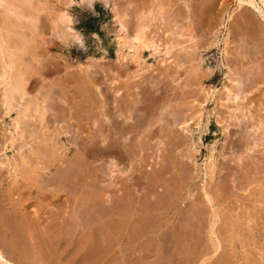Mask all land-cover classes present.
<instances>
[{
  "label": "rangeland",
  "instance_id": "obj_1",
  "mask_svg": "<svg viewBox=\"0 0 264 264\" xmlns=\"http://www.w3.org/2000/svg\"><path fill=\"white\" fill-rule=\"evenodd\" d=\"M244 2L112 0L113 7H106L97 0L91 9H70L84 47L37 39L39 67L14 92L18 99L9 114L0 88V212L13 232L2 242L13 263L201 264L206 256L200 258V252L211 248L207 233L215 210L213 239L229 258L211 264H264V125L259 146L237 152L242 133L256 135L255 102L240 101L243 125L236 126L231 114L237 104L223 89L236 77L249 83L256 71L264 72V19ZM138 33L142 45L135 40ZM212 91L211 101L204 102ZM26 99L29 113L36 106L39 112L28 124L20 120L16 131ZM212 109L219 116L202 133ZM129 115L133 129L126 139L117 134V121ZM161 118L167 130L174 128L171 137L162 131ZM228 123L224 149L222 128ZM210 148L218 164L214 177L205 174ZM183 169L194 177L184 189L188 176L182 172L191 173ZM204 190L215 199L212 207L203 200ZM124 194L137 198L131 210L150 205L153 212L139 222L133 215V225L121 234L118 200Z\"/></svg>",
  "mask_w": 264,
  "mask_h": 264
},
{
  "label": "bare ground",
  "instance_id": "obj_2",
  "mask_svg": "<svg viewBox=\"0 0 264 264\" xmlns=\"http://www.w3.org/2000/svg\"><path fill=\"white\" fill-rule=\"evenodd\" d=\"M261 1V3H262V5H260V4H257V2H256V0H245V4H248V5H250V6H253L254 8H255V10L262 16V18L264 19V0H260ZM241 3H243V1H241ZM239 27V26H238ZM239 30H240V28H239ZM141 35V33H138L137 35H136V37H135V40H136V42H138L139 43V45H142V36H140ZM245 38V37H244ZM188 42V41H187ZM138 46V45H137ZM185 47V46H184ZM189 48V47H188ZM229 53H230V51L227 49V48H225L224 49V54L227 56V55H229ZM264 53V52H263ZM190 57V56H189ZM264 57V55L262 56V58ZM202 62H203V58L202 57H200V62H199V64H198V67H200V65L202 64ZM227 63V62H226ZM227 64H229V63H227ZM228 66H230V65H228ZM261 67V66H260ZM228 68V67H227ZM230 68V67H229ZM262 68V67H261ZM264 69V68H263ZM199 70V69H198ZM259 70V69H258ZM261 71V70H260ZM260 71H256V73L253 75L254 77L253 78H251V80L249 81V83L248 82H243V80H241V78H239V79H237V77L236 78H234L233 80H232V82H234L235 84L232 86V87H229V86H227V85H224L223 86V89H224V91H227V99L228 100H231V101H233V102H235L234 104H237V107H236V111H235V113H233V114H231V116L233 117V118H235V119H233L234 120V123H235V125L236 126H242L243 124H241V122L243 121L242 119H240L241 118V116L239 115L240 113V109H239V105H240V103L242 102V100L244 101L245 99L247 100V101H251V104L253 105V103L255 102V107H256V109H255V114H254V116H252L253 117V119H255V120H257L258 121V124H256V129H257V132H255L256 133V135L254 136V138H252L251 137V134H250V132H249V130H247V132H245V133H242L241 134V136H240V140H239V144H238V148L239 149H237V152H241V153H243V152H248V151H251V150H254L255 149V147H257V146H259V142L258 141H260V137H259V135H258V131L261 129V126L262 125H264V72H262V73H257V72H260ZM237 73V72H236ZM253 74V73H252ZM246 77V76H245ZM249 77H251V72H250V76ZM250 79V78H249ZM248 83V84H247ZM21 87H22V85H21ZM25 88V87H24ZM21 89V88H20ZM23 89V88H22ZM21 89V90H22ZM3 90V89H2ZM205 90V89H204ZM18 91H20V90H7V89H4L3 90V92H2V99H1V103H2V106L5 108L4 110H6V114H9L12 110H13V108H15V104H14V100H17L16 99V96H15V94H14V92H18ZM213 92L214 91H212V93H210V92H207L208 94H205V96H204V102H209V101H211V97L213 96ZM27 93V92H26ZM29 95V94H28ZM27 95V96H28ZM0 96V97H1ZM26 95L25 94H22V95H20V101L21 100H24V97H25ZM96 97V96H95ZM28 99H26V103L23 105V104H21V105H23V108H21L20 109V112H19V115H18V117L15 119V124H14V126H15V129H16V131L19 129V125H20V120H22L23 119V121H24V123L25 124H28L29 122L28 121H30V120H33V119H35L36 118V114L39 112V108L36 106V107H34L35 109L33 110V112L32 113H29V101L30 100H28ZM95 100V99H94ZM98 100V99H97ZM19 101V100H18ZM31 101H33V100H31ZM241 101V102H240ZM34 102V101H33ZM86 102V101H85ZM19 103H21V102H19ZM23 103V102H22ZM98 103V102H97ZM99 104V103H98ZM138 104V103H137ZM33 105V104H32ZM35 105V104H34ZM88 105V104H87ZM97 106V105H96ZM236 106V105H235ZM16 107H18V106H16ZM103 107V106H102ZM47 108V107H46ZM136 108V107H135ZM42 109V108H41ZM137 109H138V107H137ZM3 110V111H4ZM43 110L45 111L46 109H44L43 108ZM86 110V109H85ZM90 110H92V109H90ZM44 111H43V113H42V115L44 114ZM87 111H89V110H87ZM201 112H202V109L199 111V114H198V116H195L194 117V119L195 118H197V117H200V115L202 116V114H201ZM135 113V112H134ZM89 114V113H88ZM38 115V114H37ZM213 115L214 116H219L218 115V113L215 111V109L213 110H209L208 112H207V114L205 115V117H206V122L205 121H202L201 119H200V121H202L203 123H205V125L203 126V130L201 131L202 133L204 132L205 133V131H207L208 130V126H209V124L211 123V119H212V117H213ZM75 116V115H74ZM118 116V115H117ZM139 116V115H138ZM119 117V116H118ZM205 117H203V119L205 118ZM42 118V117H41ZM176 118V117H175ZM193 118V117H192ZM191 118V119H192ZM222 118V117H221ZM244 118V117H243ZM1 119V118H0ZM88 119V118H87ZM119 119V118H118ZM131 119H133L134 120V118L132 117V115H129V116H126V118H125V120H124V122L123 123H125L128 127H126L125 126V124H124V126H121L122 124H120L119 123V121H117V125H118V127L120 126V128L119 129H117V134L119 133L120 134V136L122 137H125L126 139H129L128 138V132H130L131 130L130 129H133L132 127L133 126H131V125H129V123H130V120ZM162 120H163V122H164V124L162 125V131L163 132H165V136L168 138V136L169 137H171L170 135L171 134H173V132H175L174 130H172V129H174V128H171V129H166L167 128V126L169 125V124H167V121L164 119V118H161ZM84 120H86V119H84ZM172 120V119H171ZM205 120V119H204ZM91 121V120H90ZM132 121V120H131ZM230 121V120H229ZM231 121H232V119H231ZM236 121V122H235ZM134 122V121H133ZM138 123H139V121H137ZM187 122V121H186ZM93 123H95V121L93 122ZM135 123V122H134ZM134 123H132V124H134ZM158 123V122H157ZM168 123H169V121H168ZM171 123V122H170ZM178 123V124H177ZM198 124H200V122H197ZM120 124V125H119ZM140 124V123H139ZM152 124H155V123H152ZM175 124H177L178 125V127H180L179 129H183L184 127L182 126V124L181 123H179V122H176L175 121ZM186 124V123H185ZM202 124V123H201ZM22 125V124H21ZM230 125L231 124H227V126H226V128H224V130H223V128H222V135H223V137H225V138H223V140H224V143H223V148L225 149V146H226V143H227V140H229V138H230ZM116 126V125H115ZM149 126H151V124L149 125ZM153 126V125H152ZM151 126V127H152ZM185 126V125H184ZM80 127V126H79ZM135 127V126H134ZM169 127V126H168ZM191 127V126H190ZM205 127V128H204ZM233 127H234V125H233ZM21 128V127H20ZM26 128V127H25ZM136 128V127H135ZM150 128V127H149ZM27 129V128H26ZM30 129V128H29ZM166 129V130H165ZM177 129V128H176ZM202 129V128H201ZM21 130V129H20ZM184 130V129H183ZM193 130V128L191 129V131ZM15 131V130H14ZM16 131H15V133H16ZM32 131H33V129H32ZM104 131V130H103ZM133 131V130H132ZM180 131V130H179ZM178 131V132H179ZM26 132V131H25ZM23 130H22V132H21V134H19V135H21V138L22 137H24V133H25ZM177 132V131H176ZM177 132V133H178ZM183 132V131H182ZM201 132H200V135H202L201 134ZM59 133V132H58ZM101 133V132H100ZM192 133V132H191ZM207 133V132H206ZM31 134V133H30ZM29 134V135H30ZM61 134V133H60ZM182 134V133H181ZM224 134H225V136H224ZM13 135V134H12ZM177 135V134H176ZM204 135V134H203ZM14 136V135H13ZM13 136H11V137H13ZM30 136H33V132H32V134L30 135ZM100 136V135H99ZM99 136H97V137H99ZM174 136V135H173ZM182 135H180V137H181ZM15 137H17L16 135H15ZM59 137V136H58ZM97 137H95V139L97 138ZM122 137V138H123ZM175 137V136H174ZM178 137V136H177ZM179 137V138H180ZM200 137V136H199ZM2 138V137H1ZM102 138V137H101ZM124 138V139H125ZM132 138V137H131ZM182 138V137H181ZM12 139H14V137L12 138ZM11 139V140H12ZM98 139V138H97ZM123 139V140H124ZM175 139V138H174ZM202 137H200V143L202 144ZM15 140H16V138H15ZM173 140V139H172ZM175 140H177V139H175ZM4 141V140H3ZM97 141H99V140H97ZM109 141V140H108ZM117 142V141H116ZM122 142V141H121ZM181 142V141H180ZM12 143H13V141H12ZM90 143V142H89ZM123 143H124V141H123ZM178 143V142H177ZM92 144V143H91ZM97 144V143H96ZM110 144H111V142H110ZM85 145V144H84ZM174 145H175V143H174ZM121 145H119V143H117V148H119ZM122 146H125V145H122ZM199 146V145H198ZM233 146V145H232ZM20 147V146H19ZM176 147V146H175ZM201 147V146H200ZM234 147V146H233ZM112 148V147H111ZM90 149V148H89ZM120 149V148H119ZM211 149V152H210V155H209V160H210V162H209V164H208V167H206V176H209V177H214L217 173H216V167L218 166V164L216 163V157H215V155H214V148H210ZM197 150H200V149H197ZM223 150V149H222ZM89 151V150H88ZM100 151V150H99ZM117 151H119V150H117ZM143 151V150H142ZM196 151V150H195ZM93 153V152H92ZM27 155V154H26ZM35 155V154H34ZM89 155V154H88ZM28 156V155H27ZM95 156V155H94ZM176 156V155H175ZM225 156V154H223V157ZM90 157V156H89ZM29 158H31V157H29ZM28 158V159H29ZM36 158V157H35ZM224 158H228V157H224ZM24 159V158H23ZM238 159H239V161H242L243 162V159H244V157H238ZM231 160V159H230ZM34 161V160H33ZM36 161V160H35ZM34 161V162H35ZM2 162V161H1ZM156 162V161H155ZM192 162H195V161H193L192 160ZM4 163L2 162L1 163V165H3ZM7 164V163H6ZM189 164V163H188ZM241 164V163H240ZM30 166V165H29ZM33 166V165H32ZM244 166V165H243ZM37 167H39V166H37ZM50 167H51V165H50ZM183 167H186V166H183ZM188 167V166H187ZM7 168V167H6ZM17 166L14 168V172L16 173H18V170H17ZM31 168V167H30ZM190 169H191V167H189ZM5 169V168H4ZM47 169V168H46ZM27 170V169H26ZM30 171H31V169H29ZM33 170V169H32ZM185 172L187 171V170H185V169H183ZM166 171V170H165ZM189 171L190 170H188L187 172L189 173ZM32 172V171H31ZM34 172V171H33ZM158 172H160V171H158ZM218 172V171H217ZM9 173V172H8ZM11 173V172H10ZM163 173V172H162ZM190 173H191V171H190ZM182 174H184V176H188L187 177V181H186V179H183V181H185V182H183L184 183V187H183V189L186 187V186H190V183H191V181H193L194 179V177L192 176V173H191V175L189 176V175H185L186 173H183L182 172ZM182 174H181V176H182ZM10 175V174H9ZM159 175L158 174H156V173H154V175H153V181H155V183L157 182L156 181V179H157V177H158ZM185 177V178H186ZM182 178V177H181ZM28 179V178H27ZM31 179V178H30ZM33 179V178H32ZM42 179H44V178H42ZM29 180V179H28ZM34 180V179H33ZM141 181V180H140ZM35 184V183H34ZM215 184H216V182H215ZM220 185V184H219ZM189 186H188V188H189ZM22 187V186H21ZM144 187V186H143ZM12 188V187H11ZM17 188V187H16ZM139 188V187H138ZM159 188V187H158ZM187 188V187H186ZM15 189V188H14ZM21 189V188H20ZM127 189V188H126ZM133 189V188H132ZM145 189V188H144ZM218 189V187H217V185H214V190H217ZM16 190V189H15ZM19 190V189H18ZM128 190V189H127ZM150 190H151V188H150ZM162 190V189H161ZM7 191V190H6ZM184 191V190H183ZM8 192V191H7ZM13 192V191H12ZM133 192V191H132ZM185 192H186V189H185ZM121 193V192H120ZM190 193V192H189ZM122 194V193H121ZM125 194H127L126 193V191H125ZM125 194H124V196L123 195H121L120 196V198H119V200H118V202H119V204H120V214L123 216V219L120 221V223H119V226H120V233L121 234H123L125 231H126V229L128 228L127 226L129 225V223L131 224L132 223V225H133V223L135 222V221H137V222H139V220H140V218H146L147 217V215L149 216V214L150 213H152L153 212V210L151 209V207H150V205L149 206H144V208L142 209V208H139V207H136V208H133L134 210H131V206L132 205H135V204H133V201L131 200L132 198H134L133 196H132V198L130 197L132 194H129V197H127V196H125ZM134 194V193H133ZM30 195V194H29ZM140 196V195H139ZM188 196V195H187ZM137 197V196H136ZM153 197V196H152ZM161 197V196H160ZM163 197V196H162ZM188 197H190V196H188ZM184 199L186 198V197H183ZM134 199H137V198H134ZM181 199V198H180ZM205 199V200H204ZM148 200V199H147ZM203 200L204 201H207V203L208 204H210V206L212 207V205H213V203H214V201H215V199H214V197L207 191V190H204V192H203ZM130 201V202H129ZM137 201V200H136ZM162 201V200H161ZM128 202V203H127ZM181 202V201H180ZM7 203V202H6ZM9 203V202H8ZM149 203V202H148ZM1 204V203H0ZM3 204V203H2ZM147 205V204H146ZM2 206V205H1ZM0 206V207H1ZM134 207V206H133ZM138 208V209H137ZM156 209V208H155ZM159 209H160V207H159ZM1 211V210H0ZM19 212V211H18ZM17 212V213H18ZM34 213V212H33ZM20 214V213H19ZM11 215V214H10ZM133 215H136L137 217V219L135 218V220H134V222H133V219L134 218H132V216ZM155 215V214H154ZM157 215V214H156ZM8 216V215H7ZM12 217V216H11ZM218 215H217V213L215 212V210H214V212L212 213V216H211V218H210V222H209V227H208V236H210V241H211V245H210V250H208V249H205L204 251H201L200 252V255H199V257L200 258H204V256H206L203 260H201V264H211L213 261V259H215L216 261H221V263L222 262H224V263H226V262H228V258L229 257H227V256H225V255H223V254H220L221 252H219V250H220V248H221V244H220V242L219 241H217V238L214 240L213 238H215V226H216V223H217V221H218ZM8 219V218H7ZM14 221V220H13ZM132 221V222H131ZM150 223V222H149ZM203 223V222H202ZM8 224V223H7ZM144 224V223H143ZM8 226V225H7ZM159 226V225H158ZM157 226V227H158ZM99 227H100V225H99ZM187 227V226H186ZM190 227H192V226H190ZM60 228V227H59ZM159 229V231H158V233L160 232V230H161V228H163L162 226H159L158 227ZM184 229V228H183ZM187 229V228H186ZM185 229V230H186ZM205 229V228H204ZM114 230V229H113ZM184 230V231H185ZM157 231V230H156ZM155 231V232H156ZM184 231H182V233L184 234ZM130 232V231H129ZM13 232H12V230L10 229V228H8V227H6L5 226V218H4V216H3V214H2V212H0V264H15V263H13L8 257V254H7V249L6 248H4V246L3 245H5V244H3V242H2V240H5L6 239V241H7V239H12L13 238V234H12ZM148 233V232H147ZM165 233V232H164ZM186 233V232H185ZM189 233V232H188ZM188 233L186 234V235H188ZM145 235H147L146 233H144ZM143 234V235H144ZM190 234V233H189ZM64 235V234H63ZM127 235V234H126ZM179 236V235H178ZM183 236V235H182ZM135 237V236H134ZM144 237V236H143ZM186 237V236H185ZM188 239H190V238H188ZM13 241H14V239H13ZM189 241V240H188ZM176 242V241H175ZM185 243H186V241H185ZM6 244H8V243H6ZM184 244V243H183ZM188 244V243H187ZM20 245H22V244H20ZM10 246V245H9ZM12 246H14L13 244H12ZM12 248H14V249H16V246H14V247H12ZM84 248V247H83ZM82 248V249H83ZM91 248V246L90 247H88V246H85V248L84 249H86V250H89ZM123 248V247H122ZM185 249V248H184ZM119 250H120V248H119ZM186 250H187V248H186ZM124 252H125V249L123 250ZM183 251V250H182ZM185 251V250H184ZM123 252V253H124ZM189 252V251H188ZM86 254H87V252H85ZM89 253V252H88ZM121 253V252H120ZM181 253V252H180ZM97 254V253H96ZM122 254V253H121ZM184 254V253H183ZM185 255H188V253H185ZM195 257V256H194ZM185 258H186V256H185ZM188 258H189V256H188ZM187 259V258H186ZM190 260V259H189ZM191 264V263H190Z\"/></svg>",
  "mask_w": 264,
  "mask_h": 264
},
{
  "label": "clouds",
  "instance_id": "obj_3",
  "mask_svg": "<svg viewBox=\"0 0 264 264\" xmlns=\"http://www.w3.org/2000/svg\"><path fill=\"white\" fill-rule=\"evenodd\" d=\"M97 0H0V88L19 90L39 67L37 39L43 35L64 48L84 47L74 29L73 6L91 9ZM107 7L112 0H102ZM42 18L44 22L42 23ZM46 25L47 31H42Z\"/></svg>",
  "mask_w": 264,
  "mask_h": 264
},
{
  "label": "trees",
  "instance_id": "obj_4",
  "mask_svg": "<svg viewBox=\"0 0 264 264\" xmlns=\"http://www.w3.org/2000/svg\"><path fill=\"white\" fill-rule=\"evenodd\" d=\"M85 26L90 27L91 28V24L90 23H85Z\"/></svg>",
  "mask_w": 264,
  "mask_h": 264
}]
</instances>
